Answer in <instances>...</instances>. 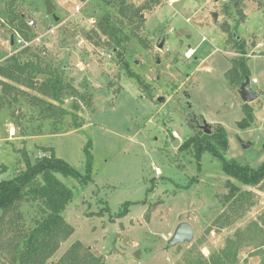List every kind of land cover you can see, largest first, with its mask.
<instances>
[{
    "label": "rangeland",
    "instance_id": "obj_1",
    "mask_svg": "<svg viewBox=\"0 0 264 264\" xmlns=\"http://www.w3.org/2000/svg\"><path fill=\"white\" fill-rule=\"evenodd\" d=\"M45 1L0 0V66L18 55L21 63L32 61L46 70L36 75L38 82L58 77L66 88L57 102L0 76L25 93L4 98L0 86V181L24 172L26 159L35 164L51 156L86 175L89 142L93 155L92 180L86 186L60 177L74 192L63 213L74 233L46 264H59L77 242L106 264H187L189 256L210 260L252 223L264 230V183H238L209 153L198 170L192 153L180 150L209 130L217 140L227 139L228 160L254 168L264 162V0H246L240 6L242 15L231 0L152 2L143 12L139 39H131L124 48L98 29L105 19L123 33L134 28L109 4L112 0H52L58 21L47 14ZM147 1L131 2L140 7ZM13 13L22 14L26 23L36 20L26 33L40 41L27 54H19L23 49L11 43L18 24L12 21ZM189 47L195 49L190 57ZM234 59L246 61L252 89L260 95L255 102L244 103L239 86L227 78ZM40 101L58 110L44 111L47 106ZM75 122L82 126L76 128ZM232 184L236 196L225 204ZM242 193L253 195L255 206L221 227L218 220L232 212ZM129 202L143 204L131 206L125 218H116ZM40 206L20 204L24 231L42 220ZM182 222L192 225L194 239L169 248ZM259 234L252 229L249 236L257 239ZM259 243L241 249L237 264H262L264 246L262 256H253ZM0 264H11L1 248Z\"/></svg>",
    "mask_w": 264,
    "mask_h": 264
},
{
    "label": "trees",
    "instance_id": "obj_2",
    "mask_svg": "<svg viewBox=\"0 0 264 264\" xmlns=\"http://www.w3.org/2000/svg\"><path fill=\"white\" fill-rule=\"evenodd\" d=\"M131 1L112 0L109 3L118 8L119 16L122 19H128L130 25L134 24V28L130 32L123 33L110 19H105L98 23V29L101 34L106 36L109 42L115 43L116 47H122L123 44L133 38L139 39V32L145 23L143 12L152 8V2L159 3V0H149L144 5L136 7ZM245 1L231 0L230 3L239 9ZM256 1L260 4L262 0ZM238 13L240 15L243 14L241 8ZM12 21L18 22L14 31L28 39L29 35L26 31L30 27L24 21V16L22 14L15 15ZM121 24L124 23L121 22ZM224 30L229 32V26L224 25ZM232 38L236 41L238 39L235 34ZM244 48V45L239 48L243 54H245ZM28 52H30V49L26 48L19 54H27ZM44 70L41 68V64H36L32 61L21 63L17 55L10 57L5 65L0 66V76L58 102L61 100L62 91L66 88L62 86V82L58 77L38 82L36 75L44 74L46 71ZM131 76L140 80L139 77L133 74ZM245 77H249L246 61L234 59L233 68L227 73L230 84L232 86H240ZM140 84L144 86L142 80H140ZM0 86L2 87L4 98L11 97L13 93L25 95L23 91L1 80ZM13 100L17 102L18 97L15 96ZM40 102L47 106L44 111L58 110L50 103ZM1 104L2 100L0 98V106ZM246 107L248 106L246 105ZM60 114L63 115L66 112L61 111ZM81 126L82 123L75 122L76 128ZM91 146L92 144L89 142L85 152L86 175H82L66 161L51 156L39 159L35 164L26 159L27 169L24 172L13 179L0 181V248L1 251H6V256L11 264H46L58 252L61 244L73 235L74 229L65 221L63 213L73 201L74 192L60 177L78 180L82 185L86 186L92 180L93 155L90 151ZM180 150L192 153L197 161L198 170L201 169L203 155L209 153L220 160L225 175L238 183L251 187H257L264 183V162L254 168L248 164L243 165L234 159L228 160L224 155V151L227 150V139L221 141L209 134H203L190 139L181 146ZM229 187L231 192L225 196V204L231 202L236 196L233 195L234 191L237 190L236 187L233 184ZM253 199V195L242 193L231 206L232 212L220 217L218 224L220 223L221 227L230 226L237 218L243 216L250 208L255 206L256 203ZM24 202L41 203L42 220L39 221L35 228L29 231H24V228L19 224L23 217L20 212V204ZM138 204L142 205L143 203H125L116 218H125L131 206ZM110 211V208H107V212ZM102 214L99 213L101 216ZM252 229L259 231L260 234L257 239L249 236ZM256 240L260 242V245L257 246L256 249L258 250L253 253V256H262L261 248L264 246V230L258 222L250 224L245 232L237 233L235 238L228 239L225 248L212 255L210 260L205 259L202 255L198 256L197 259L189 256L187 264H237L240 250L244 247L253 246ZM59 264L106 263L103 258L94 256L83 247L82 243L77 242L66 251ZM262 264H264V257Z\"/></svg>",
    "mask_w": 264,
    "mask_h": 264
},
{
    "label": "water",
    "instance_id": "obj_3",
    "mask_svg": "<svg viewBox=\"0 0 264 264\" xmlns=\"http://www.w3.org/2000/svg\"><path fill=\"white\" fill-rule=\"evenodd\" d=\"M55 6L50 0L46 1V11L48 15H51L55 18L56 21H58V17L54 15L55 12ZM215 18L218 19V15L215 14ZM12 43L14 44V37H12ZM165 43H162L160 45V49L164 48ZM250 77H245L242 83L239 86V93L241 96V99L243 100L244 103H252L255 102L260 95L256 92L253 91L251 82H250ZM207 134H210L209 130H206ZM194 229L192 225L188 222H182L180 223L175 231L173 236L169 239L168 241V247H175L178 245H182L185 243H190L194 239Z\"/></svg>",
    "mask_w": 264,
    "mask_h": 264
},
{
    "label": "built area",
    "instance_id": "obj_4",
    "mask_svg": "<svg viewBox=\"0 0 264 264\" xmlns=\"http://www.w3.org/2000/svg\"><path fill=\"white\" fill-rule=\"evenodd\" d=\"M76 11L80 12L81 11V6L76 7ZM28 26L30 28H33L34 26H36V20L35 19H31L27 22ZM54 32V28H52L49 33H53ZM39 42L40 38H37L36 40L34 39H26L24 38L21 34H19L17 31H15V39H14V45L15 46H19L21 49H30L35 42ZM109 58H112L111 55L108 56ZM105 61H107L108 59H104ZM252 83L256 84L258 83L257 79H252Z\"/></svg>",
    "mask_w": 264,
    "mask_h": 264
},
{
    "label": "crops",
    "instance_id": "obj_5",
    "mask_svg": "<svg viewBox=\"0 0 264 264\" xmlns=\"http://www.w3.org/2000/svg\"><path fill=\"white\" fill-rule=\"evenodd\" d=\"M47 1V0H46ZM46 1L44 2V4H45V7H46ZM52 3H53V5L55 6V11H56V13H57V10H58V8H57V6H56V4H54V2L52 1V0H50ZM66 1H68V0H66ZM69 1H71V0H69ZM72 1H75L74 3L76 4L77 3V0H72ZM246 3V2H245ZM74 4V5H75ZM65 8L64 7H61V11H63ZM66 9H68L67 7H66ZM69 10V9H68ZM247 11V10H246ZM245 11V14H246V16H247V19H246V21L248 20V15H247V12ZM262 13V12H261ZM261 13H259L260 14V17L262 16V14ZM61 15V14H60ZM75 15V14H74ZM73 15V16H74ZM57 17H58V15H57ZM55 19V18H54ZM58 19H60V17H58ZM56 21V20H55ZM189 20H187V22H188ZM246 24V23H245ZM12 37H14V39H15V31H14V33H13V35H12ZM12 37H11V43H12ZM167 42H168V40L165 42L166 43V46H167ZM12 45H14L13 43H12ZM167 48H168V46H167ZM189 49L190 50H192V51H195V49H192L191 47H189ZM189 50V51H190ZM258 50V49H257ZM210 69H212V68H210ZM212 72V71H211Z\"/></svg>",
    "mask_w": 264,
    "mask_h": 264
},
{
    "label": "bare ground",
    "instance_id": "obj_6",
    "mask_svg": "<svg viewBox=\"0 0 264 264\" xmlns=\"http://www.w3.org/2000/svg\"><path fill=\"white\" fill-rule=\"evenodd\" d=\"M175 1L177 2L178 0H174V2ZM192 54H194V51L190 50L189 53H188V57H190ZM11 133L14 134V129H12V132Z\"/></svg>",
    "mask_w": 264,
    "mask_h": 264
}]
</instances>
